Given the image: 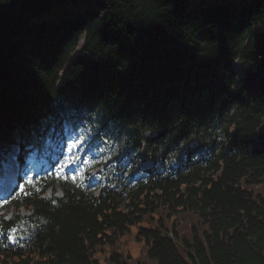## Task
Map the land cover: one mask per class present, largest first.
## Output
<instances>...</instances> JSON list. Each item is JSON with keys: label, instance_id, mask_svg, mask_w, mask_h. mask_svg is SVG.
<instances>
[{"label": "trees", "instance_id": "1", "mask_svg": "<svg viewBox=\"0 0 264 264\" xmlns=\"http://www.w3.org/2000/svg\"><path fill=\"white\" fill-rule=\"evenodd\" d=\"M77 121L98 193L18 176L1 264H264V0H0V167Z\"/></svg>", "mask_w": 264, "mask_h": 264}, {"label": "rangeland", "instance_id": "2", "mask_svg": "<svg viewBox=\"0 0 264 264\" xmlns=\"http://www.w3.org/2000/svg\"><path fill=\"white\" fill-rule=\"evenodd\" d=\"M237 69L240 70L239 66H237ZM82 130V129H79ZM82 136V134H81ZM84 139V136L77 138V140H74L73 142V149H77V151H79L82 147L77 148V146L79 145V141L81 142ZM82 143V142H81ZM91 151H93V149H91ZM77 156L81 155V151L80 153H77ZM13 156V153L10 152L7 155L6 160L2 163L1 166V172H2V177L8 175V172L11 168V157ZM74 156V154L72 155V157ZM95 157H99L97 154L94 153H87L86 154V158L83 159L82 161V166L77 168L76 170H72L68 175L69 177L72 179V177H76V179H72L73 181H79L80 179H82V177H86L87 173L86 172H90V170L92 169L91 167L94 166L97 161L99 160V158H95ZM76 161V160H75ZM65 167H61V169H69L70 165H67L66 162L64 163ZM1 177V178H2ZM25 179H28V177H24ZM19 184V181L13 184L12 182V189L11 191H14L15 188L17 187V185ZM91 184V188L93 190L96 191V187L99 184V179L95 176L92 177V180L90 182ZM4 187H1L0 193L4 191ZM57 193L59 194V189L57 190ZM10 192L7 195L4 196H0V213L2 212V210L4 208L7 207V203H4V200H9V198L11 197V195L9 196ZM21 214H26V210L21 209L20 210ZM140 224H145V222H140ZM130 231L126 234H124L122 237H120L118 244L115 247V251H117L118 253H122V254H129L130 258H128L129 261H132L133 259H143L144 258V240L142 239H138L136 237V231H137V226L136 225H132L130 227ZM110 247V246H109ZM110 249V248H109ZM98 258H100V263L104 264V261L102 260V254H98ZM1 264V263H0Z\"/></svg>", "mask_w": 264, "mask_h": 264}, {"label": "water", "instance_id": "3", "mask_svg": "<svg viewBox=\"0 0 264 264\" xmlns=\"http://www.w3.org/2000/svg\"><path fill=\"white\" fill-rule=\"evenodd\" d=\"M256 139L259 141L264 140V123L258 126L256 130Z\"/></svg>", "mask_w": 264, "mask_h": 264}, {"label": "snow or ice", "instance_id": "4", "mask_svg": "<svg viewBox=\"0 0 264 264\" xmlns=\"http://www.w3.org/2000/svg\"><path fill=\"white\" fill-rule=\"evenodd\" d=\"M69 162H71V161H69ZM72 179H74V180H75V179H76V177H72ZM29 183H31V181H29ZM20 191H21V192H23V191H24V187H23L22 185L20 186ZM0 199H2V198H0ZM3 202H4V203H7L8 201H7V200H4Z\"/></svg>", "mask_w": 264, "mask_h": 264}]
</instances>
